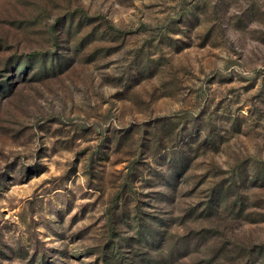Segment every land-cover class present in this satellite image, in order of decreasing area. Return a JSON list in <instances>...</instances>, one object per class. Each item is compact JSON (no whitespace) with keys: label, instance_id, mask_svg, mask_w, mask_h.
Masks as SVG:
<instances>
[{"label":"rangeland","instance_id":"obj_1","mask_svg":"<svg viewBox=\"0 0 264 264\" xmlns=\"http://www.w3.org/2000/svg\"><path fill=\"white\" fill-rule=\"evenodd\" d=\"M0 264H264V0H0Z\"/></svg>","mask_w":264,"mask_h":264}]
</instances>
